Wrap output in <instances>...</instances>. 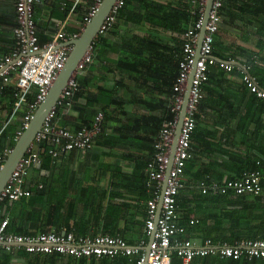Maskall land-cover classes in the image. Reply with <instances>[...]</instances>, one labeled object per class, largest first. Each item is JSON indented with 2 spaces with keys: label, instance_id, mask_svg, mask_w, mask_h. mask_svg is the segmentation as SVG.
<instances>
[{
  "label": "crops",
  "instance_id": "0c3cea01",
  "mask_svg": "<svg viewBox=\"0 0 264 264\" xmlns=\"http://www.w3.org/2000/svg\"><path fill=\"white\" fill-rule=\"evenodd\" d=\"M74 2L40 0L34 8L36 27L43 29L51 21L57 25L61 10L67 6V26L79 27L84 14L80 18V12H70ZM84 2H76L74 8L79 5V10H84ZM152 2L165 5L166 12H180V17L173 19V29L157 24L161 16L150 12L154 11L148 8ZM191 7L189 0H132L113 26L102 33L98 53L79 73L86 82L70 107L59 106L56 118V124L72 128L86 117V106L101 110L100 133L94 136L91 149L50 157L48 165L42 163L41 154L42 164L31 166L26 178V186L32 194L37 193L34 203L30 204L31 194L3 204L4 214L11 217L10 227L27 230L42 227L58 234L71 230L90 237L121 236L129 243L145 238L141 224L150 192L145 185L144 168L152 158L158 137L149 116H161L170 107V89L165 85L167 67L162 60L166 54L181 49L182 33L178 30L190 25L192 17L186 20L185 13L192 14ZM14 18V0H0V57L10 50ZM134 35L158 39L165 46L163 56L152 60L146 48L139 54L132 53L140 51L135 48ZM216 37L215 52L232 54L242 60L254 54L261 62L264 0H225ZM219 70L214 71L204 90L190 141L191 156L186 161L177 195V222L185 227L183 236L199 242L211 235L214 216L221 209L218 194L202 193L199 183H221L236 178L246 168H253V162L264 165V107L259 108L252 101L253 94L243 86L239 75ZM8 100V94L1 92L0 87V136L13 121L5 108ZM15 123L10 124V132ZM8 138L6 134L2 137L5 145ZM32 210L35 215L31 214ZM190 219L194 220L193 224L189 223ZM0 264L128 263L30 253L14 246L11 250L0 247Z\"/></svg>",
  "mask_w": 264,
  "mask_h": 264
},
{
  "label": "built area",
  "instance_id": "2783aa9c",
  "mask_svg": "<svg viewBox=\"0 0 264 264\" xmlns=\"http://www.w3.org/2000/svg\"><path fill=\"white\" fill-rule=\"evenodd\" d=\"M40 0H14L16 25L12 28L16 47L8 54L0 57V77L2 85L13 83V107L10 118L22 105H26L21 125L14 134V141L18 139L28 122L33 116L37 105L47 95L53 81L67 60L72 44L69 41L77 38L84 25L90 20L101 0H95L83 16V27L80 32L67 34L68 14L59 20L57 30L52 39L40 45L36 35L35 5ZM75 0L73 6L74 11ZM191 5L197 9L198 16L182 34V57L178 63V73L174 79L173 102L169 108L173 117L162 123L157 140L154 142L152 158L145 164V185L150 194L145 201V219L143 233L145 239L136 243H129L121 236L77 235L73 231L58 234L52 230L36 232L35 234H15L5 232L8 224L7 217L0 216V247L11 250L12 247H23L30 253H58L75 258H102L114 259L119 256H137L134 264H170L171 253L174 252L181 264H189L195 255H215L247 260L264 258V239H245L232 244L213 243L210 238L197 241L193 238H180L185 232L184 226L177 222V195L182 187V180L187 159L190 154L191 134L195 127V114L199 110V104L204 97L203 86L208 80L211 68L222 69L226 72L235 67L241 72V80L244 86L256 98L264 101V88H262L252 76L247 66L244 69L234 63V59L218 58L213 54L214 37L221 21V8L223 0H212L211 7L205 23V30L200 42L199 56L195 60L198 31L202 25V15L206 0H190ZM124 4V0H115L109 13L101 23L98 34L104 33L111 26L115 13ZM92 43L87 46L83 56L75 67V71L67 80L60 91L53 108L43 119L39 131L29 144L24 154L18 160L11 171L8 179L0 191V200L15 201L29 197L32 190L26 186V178L31 166L41 163L43 148L37 147L43 142L49 144L46 153L51 158H56L71 150H86L93 147V138L100 133V121L102 113L98 112L90 125L71 130L67 127L58 126L53 122L55 108L70 107L73 95L78 89L75 76L85 70L92 62ZM193 68L189 95L182 119L174 156L171 166L166 174L170 149L176 127L178 113L182 104V96ZM13 77V79H12ZM33 92L32 100L28 94ZM9 122V121H8ZM7 122V123H8ZM6 123V124H7ZM11 151V147L0 150V169L4 159ZM166 177L164 188L161 191L163 180ZM264 180V172L260 169H246L235 179H227L224 182H212L207 184L203 181L199 187L204 194H234L253 193L261 191V182ZM161 206L158 216L156 210L159 198ZM194 223L193 219L189 220Z\"/></svg>",
  "mask_w": 264,
  "mask_h": 264
},
{
  "label": "trees",
  "instance_id": "16d2710c",
  "mask_svg": "<svg viewBox=\"0 0 264 264\" xmlns=\"http://www.w3.org/2000/svg\"><path fill=\"white\" fill-rule=\"evenodd\" d=\"M85 1L86 2L83 3L84 8H85L84 10H82V9L79 10V8H80L79 5H77V7L74 8L75 11L80 12V15H79L80 18H82L83 14L85 16L87 11H89L90 7L92 5H94V3H95V0H85ZM224 1L225 0H223V4H224ZM131 2H132V0H124L123 6L121 8H119V10L115 13L114 20H113L110 27H112L115 20L120 15H122V13H124L126 11V4H129ZM151 5L152 6H148V8L152 7L154 9V11L150 10V12L152 14H154L155 16H161V18L159 19L160 21L157 24L160 25L161 27L165 28V29H167V28L173 29L172 24H174V22H175L173 19H178L181 15L180 12L179 13H172L170 11L166 12V10H165L166 6L161 4V3L152 2ZM68 7L69 6H67L66 8L61 10V12L59 14V17L61 19L67 14ZM191 8H192L191 9L192 14L189 15V14L185 13L186 20L189 19V16L192 17V19H190V24L198 16L197 9L194 8V6H192ZM222 8H223V6H222ZM155 11H157V12L160 11V14H157V12L155 13ZM151 13H150V15H151ZM182 14H183V12H182ZM79 24H80L79 27H75V28L70 27V26H66L65 27L66 33L67 34H71L73 32L79 33L80 29L83 27V20H81L79 22ZM15 25H16V21L14 18L12 20V23H11V26H12L11 29L14 28ZM186 29H187V26L181 28L178 31H180V33L183 34L186 31ZM56 30H57V26H56L54 21H51L49 24L47 23L45 28H43V29L36 27V35L38 37L39 44L44 45V44L48 43L52 39L53 34L55 33ZM134 36H135L134 38L137 40V45L135 46V48H138L140 51L139 52L132 51V53H138L139 54V53H141V51L144 48H146L147 50H150L152 60H154L155 57L157 58L158 56H163L165 46L163 44H161L158 41V39L150 37V36H138V35H134ZM102 40L103 39H102L101 33H99L93 39L92 51H91L92 57H94L96 52L98 53V49H100V43L102 42ZM182 41L183 40H181V42H180V48H181L180 50H176L175 54L174 53H172L171 55L166 54L165 60H162V62L165 63L164 65L167 67V72L165 74L167 79H166L165 85L169 86V89H170V92H169L170 93L169 95L171 98L170 107L172 106V102H173L172 85H173L174 79L178 73V63L182 57ZM216 41H217V37L215 34L214 43H213V52H214L213 54L215 56H217L219 58H224V59H234V60L239 61L240 63L246 65L248 72L252 76H254L257 83L262 88H264V66L261 65L262 63H264V59L260 62L257 58H255V56L256 57H258V56L254 55V54H252L254 56L251 55V57H249L247 60L235 58V56L232 54H230V55L220 54L218 52H215V49H214V47H216L215 46ZM11 43L12 44L10 46V50L4 52L3 55L10 53L16 47V41L14 39L13 31H12V42ZM96 49H97V51H96ZM217 69H215L213 67L209 71L208 80L206 81V83L203 86L204 90L208 86L212 74ZM219 71L225 72L222 69H220ZM231 72H235L241 78V72L236 67ZM142 77H144L143 74H142ZM75 78L77 80L78 89L75 92V94L73 95V100H74L75 96L79 93L81 86L86 82V78L82 77L80 74L79 75L77 74L75 76ZM1 80H2V78L0 77V82L2 84ZM1 84H0L1 92H6L9 96L8 104L5 106V108L7 110V114H10L12 107H13V99H14L13 93L15 90V86L12 83H7V84H4L2 86H1ZM242 84H243V82H242ZM33 94H34L33 92L28 94L29 101L32 100ZM203 99H204V97H203ZM203 99L201 100L199 107H200ZM251 99H252V101H254L255 103L258 104L259 108L264 107V101L256 98L254 95H252ZM60 108L58 106L55 108V115L53 118L54 123H56L57 113H58V110ZM169 108L168 109L166 108V110L164 112L162 111L161 116H158V117L157 116L156 117L155 116H153V117L149 116L151 119L153 118L152 119V127H153L154 131L156 132V135L159 133V130L162 126V123L166 120L171 119L174 115L173 112H171L169 110ZM84 109H85L84 111L86 113V117L81 119V121H79V123L76 127H72V128L67 127V128L74 130V129L81 127L82 125H90L94 119V116L98 112L102 113L101 110H97V109L90 110V108L87 106ZM25 110H26V105L24 104L14 114L13 121L11 123H9L7 125L8 127L6 126L3 129V131L1 132L0 150L4 146H8V147L13 146V144H14L13 137H14L16 130L21 125V120H22L23 114L25 113ZM197 119H198V112H196V114H195V121H196L195 127H196ZM14 122H16V123L13 125L14 128L10 132L9 131L11 129L10 124H12ZM56 125L63 126L60 124H56ZM63 127H65V126H63ZM195 127L193 129L192 134L194 133ZM5 134L9 137L6 145L2 141V137L5 136ZM192 134H191V138H192ZM94 140H97V139L95 138ZM190 146H191V144H190ZM37 147L43 148V152H41V154L43 155L42 163L44 165H48V163L50 161V156L46 153V149L49 147V144L46 142H43L40 145H37ZM190 154H191V150H190ZM253 164H254V166L251 169L257 168V169H260L261 171L264 172V165H260V161H258V163L253 162ZM246 169H249V168H246ZM232 179H235V178H232ZM217 182H219V181H217ZM35 194H37V193L34 191L32 196L29 198V201L32 202V203H30L31 205L35 201V197H36ZM148 197H149V195L146 196V199ZM217 198H219L218 200H220V208L221 209H219V212L214 216V223L212 225L211 235H206L207 236L206 238H210L213 243H225V244H232L234 242L245 240V239H257V238L264 239V180L261 182V191L258 194H253V193L234 194L231 192H227L225 194H218ZM211 199L214 200V198H211ZM218 200H214V201L218 202ZM6 202L7 201L0 200V216L8 218V224H7V227L5 228V232H12L15 234L27 235V234H35L36 232L47 231V229H44L42 227H39L38 229H32V230H27L25 228L19 229V228L10 227L11 217L5 215L4 210L2 209L3 204ZM31 214L35 215L36 213L32 210ZM141 225H142L141 234L144 235V233H143L144 221ZM184 229H185V227H184ZM69 231H71V230H69ZM74 233L77 235H82V234H79L80 232L75 231ZM226 233L228 234L227 236H225ZM183 235H184V233L181 234L179 237L180 238H187V237H184ZM136 258H137V256H132V257L119 256V257H116L114 259H110L107 257H102L100 259L103 261H121V262H125L128 264H134ZM170 264H181L180 258L174 252L171 253ZM189 264H264V258H254L252 260H247L244 257L239 258V259H234L232 257L219 256L218 254H215V255L208 254V255H203V256L195 255L190 260Z\"/></svg>",
  "mask_w": 264,
  "mask_h": 264
},
{
  "label": "water",
  "instance_id": "95a60500",
  "mask_svg": "<svg viewBox=\"0 0 264 264\" xmlns=\"http://www.w3.org/2000/svg\"><path fill=\"white\" fill-rule=\"evenodd\" d=\"M114 1L115 0H101L95 12L91 16L90 20L84 25L80 35L77 38H73L69 41V43L72 44V48L70 50L67 60L64 63L63 68L57 74L45 98L37 105V108L35 109L32 118L28 122L27 127L23 130L21 135L15 141L13 147L11 148V151L4 159L3 166L0 169V191L2 190L4 183L8 179L11 171L17 164L18 160L24 154L29 144L33 141L35 134L39 131L43 119L51 110V108H53L60 91L65 86L67 80L70 78L72 73L75 71V67L77 63L80 61L81 57L83 56L87 46L90 45L93 42V39L97 36L99 27L103 22V20L105 19V17L107 16V14L109 13ZM211 2L212 0H206L205 2V7L202 15V25L198 31L195 60H197L199 56L200 42L205 30V23L207 21L208 13L211 7ZM234 63L244 69V66L239 62L234 61ZM193 68H194V64L189 72V77L183 92L182 104L177 117L166 174L172 163L182 119L185 114V108L189 95ZM165 181H166V177L163 180L161 191L164 188ZM160 206H161V197L159 198L158 201L156 217L159 214Z\"/></svg>",
  "mask_w": 264,
  "mask_h": 264
}]
</instances>
